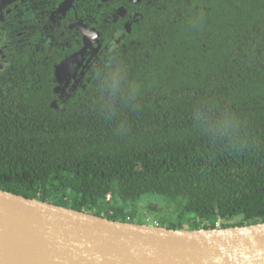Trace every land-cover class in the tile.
<instances>
[{"label": "trees", "instance_id": "1", "mask_svg": "<svg viewBox=\"0 0 264 264\" xmlns=\"http://www.w3.org/2000/svg\"><path fill=\"white\" fill-rule=\"evenodd\" d=\"M139 6L131 29L97 27L120 41L66 94L54 64L81 43L13 47L0 188L124 222L141 216L130 202L162 195L171 229L264 222V0Z\"/></svg>", "mask_w": 264, "mask_h": 264}, {"label": "water", "instance_id": "2", "mask_svg": "<svg viewBox=\"0 0 264 264\" xmlns=\"http://www.w3.org/2000/svg\"><path fill=\"white\" fill-rule=\"evenodd\" d=\"M0 264H264V222L171 229L0 188Z\"/></svg>", "mask_w": 264, "mask_h": 264}, {"label": "flooded vegetation", "instance_id": "3", "mask_svg": "<svg viewBox=\"0 0 264 264\" xmlns=\"http://www.w3.org/2000/svg\"><path fill=\"white\" fill-rule=\"evenodd\" d=\"M150 1L0 0V77L13 68V47L34 44L52 52L64 46V50H69L73 42L81 43L54 64L56 69L66 61L59 73L57 91L66 94L75 90L91 70L92 60L103 53L102 44L120 41V38H102L97 27L106 29L114 25L112 22L119 21L121 23L117 25L128 30L127 24L130 23L131 29L137 12L131 14L129 8H142L139 4H149ZM99 9L103 11L99 12ZM85 43L88 44L86 48Z\"/></svg>", "mask_w": 264, "mask_h": 264}, {"label": "rangeland", "instance_id": "4", "mask_svg": "<svg viewBox=\"0 0 264 264\" xmlns=\"http://www.w3.org/2000/svg\"><path fill=\"white\" fill-rule=\"evenodd\" d=\"M130 204H137V208L139 211L140 218H136V222L139 220L144 221V223L155 225L156 221L160 223V219L156 218L162 215L163 221L166 222L168 220L173 219V213H174V205L170 203L164 196L162 195H155V194H149L144 195L139 199L138 202H130ZM159 205L163 208L162 213L152 210L149 205ZM241 218H235L227 224L229 225H235L238 222H240ZM220 228V227H218Z\"/></svg>", "mask_w": 264, "mask_h": 264}, {"label": "built area", "instance_id": "5", "mask_svg": "<svg viewBox=\"0 0 264 264\" xmlns=\"http://www.w3.org/2000/svg\"><path fill=\"white\" fill-rule=\"evenodd\" d=\"M129 219V217H128ZM222 220L219 218L217 221V228L221 226ZM155 225H158L157 222L155 223Z\"/></svg>", "mask_w": 264, "mask_h": 264}]
</instances>
